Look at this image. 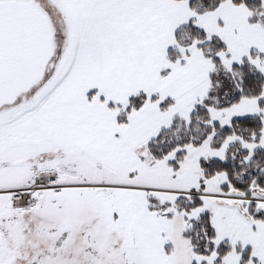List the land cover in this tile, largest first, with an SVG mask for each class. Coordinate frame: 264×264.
<instances>
[{
  "label": "snow or ice",
  "instance_id": "1",
  "mask_svg": "<svg viewBox=\"0 0 264 264\" xmlns=\"http://www.w3.org/2000/svg\"><path fill=\"white\" fill-rule=\"evenodd\" d=\"M0 264H264V0H0Z\"/></svg>",
  "mask_w": 264,
  "mask_h": 264
}]
</instances>
